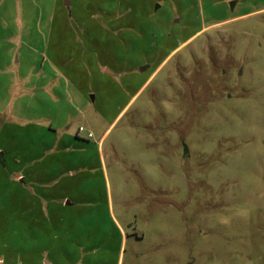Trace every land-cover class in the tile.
I'll use <instances>...</instances> for the list:
<instances>
[{
	"label": "rangeland",
	"instance_id": "rangeland-1",
	"mask_svg": "<svg viewBox=\"0 0 264 264\" xmlns=\"http://www.w3.org/2000/svg\"><path fill=\"white\" fill-rule=\"evenodd\" d=\"M67 1L0 0V264H264V0Z\"/></svg>",
	"mask_w": 264,
	"mask_h": 264
},
{
	"label": "crops",
	"instance_id": "crops-1",
	"mask_svg": "<svg viewBox=\"0 0 264 264\" xmlns=\"http://www.w3.org/2000/svg\"><path fill=\"white\" fill-rule=\"evenodd\" d=\"M68 203V201H66V204ZM117 226H118V230H119V234H120V239H121V242H123L124 241V236H125V233H124V231L121 229V227L117 224ZM48 262L46 261V264H47ZM116 264H120V257H117V261H116Z\"/></svg>",
	"mask_w": 264,
	"mask_h": 264
},
{
	"label": "water",
	"instance_id": "water-1",
	"mask_svg": "<svg viewBox=\"0 0 264 264\" xmlns=\"http://www.w3.org/2000/svg\"><path fill=\"white\" fill-rule=\"evenodd\" d=\"M65 8L69 11V2L67 0H62ZM233 6V1L230 3V7ZM92 98V97H91Z\"/></svg>",
	"mask_w": 264,
	"mask_h": 264
},
{
	"label": "built area",
	"instance_id": "built-area-1",
	"mask_svg": "<svg viewBox=\"0 0 264 264\" xmlns=\"http://www.w3.org/2000/svg\"><path fill=\"white\" fill-rule=\"evenodd\" d=\"M81 127L78 128V131H81ZM87 136L90 137L91 136V133H87Z\"/></svg>",
	"mask_w": 264,
	"mask_h": 264
}]
</instances>
